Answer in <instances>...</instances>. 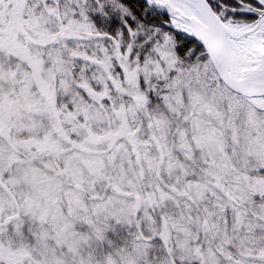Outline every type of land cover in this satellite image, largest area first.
Instances as JSON below:
<instances>
[{
  "label": "snow or ice",
  "instance_id": "6c2138e0",
  "mask_svg": "<svg viewBox=\"0 0 264 264\" xmlns=\"http://www.w3.org/2000/svg\"><path fill=\"white\" fill-rule=\"evenodd\" d=\"M0 264H264V0H0Z\"/></svg>",
  "mask_w": 264,
  "mask_h": 264
}]
</instances>
